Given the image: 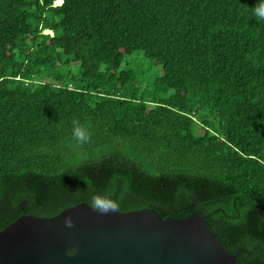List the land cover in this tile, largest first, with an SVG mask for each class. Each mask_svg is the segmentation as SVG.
I'll return each instance as SVG.
<instances>
[{
  "label": "trees",
  "instance_id": "obj_1",
  "mask_svg": "<svg viewBox=\"0 0 264 264\" xmlns=\"http://www.w3.org/2000/svg\"><path fill=\"white\" fill-rule=\"evenodd\" d=\"M257 2L0 0V230L111 186L120 211L205 215L234 264H264Z\"/></svg>",
  "mask_w": 264,
  "mask_h": 264
},
{
  "label": "water",
  "instance_id": "obj_2",
  "mask_svg": "<svg viewBox=\"0 0 264 264\" xmlns=\"http://www.w3.org/2000/svg\"><path fill=\"white\" fill-rule=\"evenodd\" d=\"M89 205L21 215L0 230V264H234L205 215L163 217L151 207L102 215Z\"/></svg>",
  "mask_w": 264,
  "mask_h": 264
},
{
  "label": "clouds",
  "instance_id": "obj_3",
  "mask_svg": "<svg viewBox=\"0 0 264 264\" xmlns=\"http://www.w3.org/2000/svg\"><path fill=\"white\" fill-rule=\"evenodd\" d=\"M252 11L257 20L264 21V0H258ZM91 128L92 124L90 121H84L82 123L80 120L74 119L72 121V140H74L77 145H84L89 143L92 136ZM87 183L88 188L91 187L88 181ZM112 183H114V181H110V184ZM92 191L94 194L91 197L89 206L93 211L99 212L102 215H107L110 212L119 211V201L114 198L116 193L113 187H107L102 191H96L93 188ZM123 195L124 193L121 192V198L123 197ZM64 226L66 228H73L75 226V222L71 216L65 218ZM75 251V249H70L68 255H74Z\"/></svg>",
  "mask_w": 264,
  "mask_h": 264
},
{
  "label": "rangeland",
  "instance_id": "obj_4",
  "mask_svg": "<svg viewBox=\"0 0 264 264\" xmlns=\"http://www.w3.org/2000/svg\"><path fill=\"white\" fill-rule=\"evenodd\" d=\"M58 3V2H57Z\"/></svg>",
  "mask_w": 264,
  "mask_h": 264
}]
</instances>
